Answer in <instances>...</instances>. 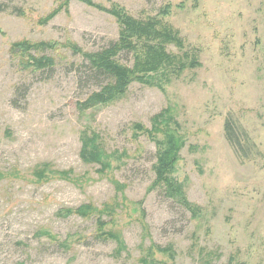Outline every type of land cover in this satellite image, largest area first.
I'll list each match as a JSON object with an SVG mask.
<instances>
[{
    "label": "rangeland",
    "instance_id": "374dc122",
    "mask_svg": "<svg viewBox=\"0 0 264 264\" xmlns=\"http://www.w3.org/2000/svg\"><path fill=\"white\" fill-rule=\"evenodd\" d=\"M62 2L0 0V264H264V0H92L169 24L183 46L168 47L177 63L85 111L110 82L87 55L121 27ZM18 42L55 47L24 54ZM30 55L56 66L35 71ZM135 57L117 58L133 69ZM169 135L182 141L172 178L196 214L156 188ZM95 138L100 163L82 157ZM88 204L110 207L104 231L120 242L99 237L97 215H60Z\"/></svg>",
    "mask_w": 264,
    "mask_h": 264
},
{
    "label": "trees",
    "instance_id": "16d2710c",
    "mask_svg": "<svg viewBox=\"0 0 264 264\" xmlns=\"http://www.w3.org/2000/svg\"><path fill=\"white\" fill-rule=\"evenodd\" d=\"M66 5L72 0H62ZM83 1L90 6L104 10L114 16L120 24L119 40L112 44L110 48L101 52L87 55L90 61V69L96 75L105 76L110 82L102 88L98 93L91 95L84 103L79 105L82 111L95 108L97 106H106L113 102L117 97L126 93L129 86L134 81H144L149 74L160 72L168 65L178 62L174 53L168 51L169 46L182 47L183 40L180 38L179 32L169 24L157 19L139 20L126 16L117 6L111 9H104L97 6L92 0ZM167 14V11L165 12ZM55 47L53 43H37L18 42L12 45V49L19 53L28 54L32 51L51 50ZM76 52V51H75ZM122 52H132L135 54L134 68L130 69L118 60V56ZM29 66L35 71L45 72L52 71L56 62L53 58L34 57L30 55ZM160 132L158 127L154 131L149 132V136L156 139V135ZM226 133L229 142L239 147L242 145L234 124L230 121L226 125ZM168 149L161 147L158 152V161L155 166L156 171V188L162 190L164 194L174 202L184 206L189 212L196 214L195 207L191 206L185 197L181 195V187L172 178L175 166L179 161V153L182 148V141L175 135H169ZM96 138L91 142V149L88 147L82 151V157L92 162H99V153L94 146ZM160 143L159 141H157ZM86 143V142H85ZM106 169L107 165H103ZM41 174L39 178H43ZM110 207L97 209L95 206L88 204L76 209H62L61 216L77 215L82 218H90L97 215L99 221V237L103 240L108 238L116 239L120 242V237L108 231H104L107 223L103 221L104 212Z\"/></svg>",
    "mask_w": 264,
    "mask_h": 264
}]
</instances>
